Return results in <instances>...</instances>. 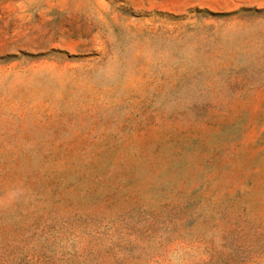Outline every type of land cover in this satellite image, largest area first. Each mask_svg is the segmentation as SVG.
<instances>
[{
	"label": "rangeland",
	"instance_id": "obj_1",
	"mask_svg": "<svg viewBox=\"0 0 264 264\" xmlns=\"http://www.w3.org/2000/svg\"><path fill=\"white\" fill-rule=\"evenodd\" d=\"M0 264H264V0H0Z\"/></svg>",
	"mask_w": 264,
	"mask_h": 264
}]
</instances>
